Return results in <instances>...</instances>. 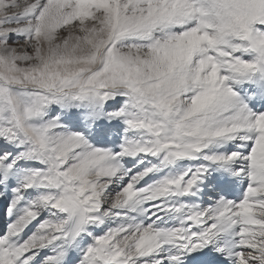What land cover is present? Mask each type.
Listing matches in <instances>:
<instances>
[{"label": "snow or ice", "instance_id": "snow-or-ice-1", "mask_svg": "<svg viewBox=\"0 0 264 264\" xmlns=\"http://www.w3.org/2000/svg\"><path fill=\"white\" fill-rule=\"evenodd\" d=\"M0 264H264V0H0Z\"/></svg>", "mask_w": 264, "mask_h": 264}, {"label": "bare ground", "instance_id": "bare-ground-1", "mask_svg": "<svg viewBox=\"0 0 264 264\" xmlns=\"http://www.w3.org/2000/svg\"><path fill=\"white\" fill-rule=\"evenodd\" d=\"M2 225H3V218L0 217V227H2Z\"/></svg>", "mask_w": 264, "mask_h": 264}]
</instances>
